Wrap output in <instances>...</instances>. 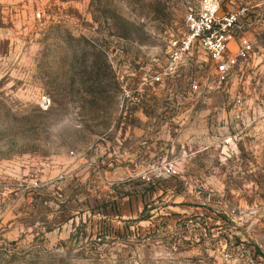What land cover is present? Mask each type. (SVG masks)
Segmentation results:
<instances>
[{
	"label": "rangeland",
	"instance_id": "obj_1",
	"mask_svg": "<svg viewBox=\"0 0 264 264\" xmlns=\"http://www.w3.org/2000/svg\"><path fill=\"white\" fill-rule=\"evenodd\" d=\"M199 1L0 0V264H264V0H218L225 81L203 49L166 75Z\"/></svg>",
	"mask_w": 264,
	"mask_h": 264
},
{
	"label": "built area",
	"instance_id": "obj_2",
	"mask_svg": "<svg viewBox=\"0 0 264 264\" xmlns=\"http://www.w3.org/2000/svg\"><path fill=\"white\" fill-rule=\"evenodd\" d=\"M220 12L223 16L219 18ZM238 23V12L222 7L218 0H200L198 7L185 17V32L170 43V63L165 74H173L186 56L203 49L216 65L220 80L225 81L237 64V59L230 57L228 51ZM243 48L246 51L250 46L245 44ZM155 80L160 81V77Z\"/></svg>",
	"mask_w": 264,
	"mask_h": 264
},
{
	"label": "crops",
	"instance_id": "obj_3",
	"mask_svg": "<svg viewBox=\"0 0 264 264\" xmlns=\"http://www.w3.org/2000/svg\"><path fill=\"white\" fill-rule=\"evenodd\" d=\"M185 108H188L189 106H184ZM186 116V115H185ZM185 116H181V117H177L173 120H171V124H173L174 127H176V133L180 134L185 132V128L183 127L182 124H185L186 122H184V118H186ZM145 118V119H142ZM180 118V119H178ZM141 119L139 121L140 126H134L132 123H130V128L133 129H139V132H135L134 130L132 132H130L129 134H131L129 137H131L130 139L132 140V145L133 147L130 149H125L124 152L126 154H130V157L132 158H139V159H150L154 156H156L157 153V146H158V142L154 141V138L150 139L149 143H145L143 136L145 135V131H141L143 130L145 127H147V125L149 124L148 122V118L145 114H142ZM168 124V122H167ZM177 124V125H176ZM164 123L161 122V126H163ZM172 126V127H173ZM179 128V129H178ZM149 129V128H148ZM158 134V133H156ZM155 134V135H156ZM133 138V139H132ZM128 139V137H126L123 142H126V140ZM156 140H163V137H155ZM161 145V144H160ZM159 145V146H160ZM50 173V171H48Z\"/></svg>",
	"mask_w": 264,
	"mask_h": 264
},
{
	"label": "trees",
	"instance_id": "obj_4",
	"mask_svg": "<svg viewBox=\"0 0 264 264\" xmlns=\"http://www.w3.org/2000/svg\"><path fill=\"white\" fill-rule=\"evenodd\" d=\"M111 65L109 64V59L105 53H100L97 56V60L92 63L90 67V72L87 70L84 71V76H86V81L84 84L91 82L92 87L99 86L102 83V80L108 71L111 72ZM91 89L89 92H94Z\"/></svg>",
	"mask_w": 264,
	"mask_h": 264
},
{
	"label": "water",
	"instance_id": "obj_5",
	"mask_svg": "<svg viewBox=\"0 0 264 264\" xmlns=\"http://www.w3.org/2000/svg\"><path fill=\"white\" fill-rule=\"evenodd\" d=\"M223 16V12H220L219 14H218V17L220 18V17H222Z\"/></svg>",
	"mask_w": 264,
	"mask_h": 264
}]
</instances>
